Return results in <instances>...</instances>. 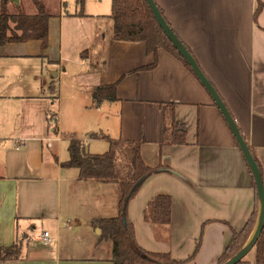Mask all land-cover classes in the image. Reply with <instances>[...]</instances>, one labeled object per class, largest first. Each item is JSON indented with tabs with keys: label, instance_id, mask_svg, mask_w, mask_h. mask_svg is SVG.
Segmentation results:
<instances>
[{
	"label": "crops",
	"instance_id": "0c3cea01",
	"mask_svg": "<svg viewBox=\"0 0 264 264\" xmlns=\"http://www.w3.org/2000/svg\"><path fill=\"white\" fill-rule=\"evenodd\" d=\"M112 1L84 0L80 15L78 0L70 9L61 0L48 12L47 47L38 39L0 45V254L22 244L20 257L0 264H113L114 243L94 221L118 215L119 185L79 179V168L62 165L70 135L90 154L109 150L106 136L140 141L148 165L170 169L145 181L128 219L142 248L177 264H218L233 230L259 209L250 168L210 93L168 50L115 40ZM155 1L222 97L264 179V0ZM56 78L76 94L67 116L51 89ZM117 82V99L97 103L94 89ZM169 103L187 128L184 144H163ZM159 194L172 198L168 227L144 218ZM244 260L256 264L255 248Z\"/></svg>",
	"mask_w": 264,
	"mask_h": 264
},
{
	"label": "trees",
	"instance_id": "16d2710c",
	"mask_svg": "<svg viewBox=\"0 0 264 264\" xmlns=\"http://www.w3.org/2000/svg\"><path fill=\"white\" fill-rule=\"evenodd\" d=\"M4 4L8 0H2ZM38 5L37 13L28 15L22 10L16 14H7L5 11L0 13V45L9 42H21L31 39L42 40L43 47L48 45V22L51 15L40 2L34 0ZM155 1V0H154ZM156 2V1H155ZM83 15L84 0H78ZM166 21L173 28L164 14L163 9L158 5ZM263 4L259 3L256 14L260 12ZM110 17L114 21L113 38L121 41L139 42L144 41L148 53H157L158 49L164 48L180 59L183 64L192 72L191 66L179 54L171 41L168 39L163 29L156 21L146 0H113ZM10 21L15 22V27H11ZM176 32V30L173 28ZM18 31H21L20 33ZM177 33V32H176ZM180 37V35L177 33ZM181 38V37H180ZM190 52L193 54L188 44L181 38ZM194 56V54H193ZM157 59L148 68H154ZM194 73V72H193ZM195 74V73H194ZM118 82L106 86L97 87L93 91V97L97 103L103 99L116 100V89ZM167 128L163 137V144H184L187 142V128L184 124L175 119V104L169 103L166 108ZM50 129L58 132V124H50ZM97 137V134L93 135ZM110 143V148L103 154H90L86 151L84 143L75 135H70L68 151L69 160L62 162L64 167H77L80 170L79 179H96L105 183H118L119 185V212L118 215L110 219H99L94 221L96 226L101 229V239H111L114 243L113 264H177L168 253L150 252L142 248L136 239L135 227L128 219V208L130 202L136 197L137 193L152 175L168 168L152 167L148 165L141 152V142L112 139L105 137ZM237 142V141H236ZM238 144V143H237ZM239 146V144H238ZM250 150L251 147L249 146ZM253 153V152H252ZM260 169V161L253 153ZM251 172V171H250ZM252 175V173H251ZM252 183L255 182L252 176ZM257 208L253 212L245 227L241 231L233 230L232 237L228 241L226 248L219 258L218 264H223L239 251L248 240L252 233L256 219ZM144 218L146 221L158 226L168 227L172 221V198L168 194H159L149 202ZM205 225V224H204ZM201 243V238L197 244V253ZM21 243H15L10 247L2 248L0 258L2 260L20 257ZM255 263L264 264V228L255 245ZM241 260L237 264H244Z\"/></svg>",
	"mask_w": 264,
	"mask_h": 264
},
{
	"label": "water",
	"instance_id": "95a60500",
	"mask_svg": "<svg viewBox=\"0 0 264 264\" xmlns=\"http://www.w3.org/2000/svg\"><path fill=\"white\" fill-rule=\"evenodd\" d=\"M13 1V0H12ZM19 2V0H16ZM156 21L160 25V27L163 29L164 33L168 37V39L171 41L173 46L176 48V50L179 52V54L186 60V62L191 66L193 72L199 79V81L202 83V85L206 88V90L210 93L212 96L214 102L221 110L224 118L226 119L230 129L232 130V133L234 134L237 143L239 144V147L247 161V164L250 168V171L252 173L256 191H257V197L259 202V209L257 214V219L254 225V228L252 230L251 235L249 236L246 243L243 245V247L237 251L231 258H229L227 261H225L223 264H237L241 260L245 258V256L255 247L262 231L264 228V179L261 172V169L252 154L246 140L244 139L235 119L233 118L232 114L230 113L228 107L226 106L225 102L223 101L222 97L216 90L215 86L212 84V82L208 79V77L205 75V73L200 68L197 60L193 56V54L190 52V50L187 48V46L184 44V42L181 40V38L177 35V33L173 30V28L169 25V23L164 18L163 14L161 13L160 9L158 8L156 2L154 0H146ZM165 170V169H164Z\"/></svg>",
	"mask_w": 264,
	"mask_h": 264
},
{
	"label": "rangeland",
	"instance_id": "374dc122",
	"mask_svg": "<svg viewBox=\"0 0 264 264\" xmlns=\"http://www.w3.org/2000/svg\"><path fill=\"white\" fill-rule=\"evenodd\" d=\"M42 4H44L47 13L50 11H55L59 9L61 0H40ZM63 2H67L69 9L70 6H73V0H63ZM92 2V1H91ZM93 3V2H92ZM90 5V4H89ZM81 10L80 4L78 7ZM18 10H22L23 12H26L28 15H34L37 13L38 5L35 3L34 0H19L17 2L16 0H8L6 4L3 3L2 0H0V13L5 11L7 14H16ZM11 27H15V22L10 21L9 22ZM19 33L21 31H18ZM55 80V86H53L51 89L55 91V95L60 98L61 101V113H64L65 116L69 115V110L72 106L69 105L70 98L75 97L76 94L73 92L71 84L68 82L67 79H53ZM84 97V94L81 96ZM59 100V99H58ZM59 114V113H58ZM67 120H64V123ZM52 124H55L54 122ZM62 149L65 151V146H62Z\"/></svg>",
	"mask_w": 264,
	"mask_h": 264
},
{
	"label": "built area",
	"instance_id": "2783aa9c",
	"mask_svg": "<svg viewBox=\"0 0 264 264\" xmlns=\"http://www.w3.org/2000/svg\"><path fill=\"white\" fill-rule=\"evenodd\" d=\"M47 145L49 147L52 146V138H47ZM43 237H44L45 242H49L50 241V234H49L48 231H44Z\"/></svg>",
	"mask_w": 264,
	"mask_h": 264
}]
</instances>
